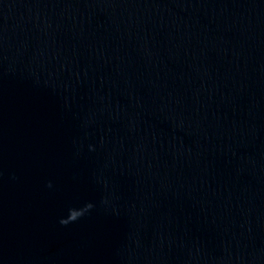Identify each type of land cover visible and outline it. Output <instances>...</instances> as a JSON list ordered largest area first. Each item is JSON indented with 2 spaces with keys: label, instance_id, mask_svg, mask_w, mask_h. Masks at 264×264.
<instances>
[{
  "label": "water",
  "instance_id": "obj_1",
  "mask_svg": "<svg viewBox=\"0 0 264 264\" xmlns=\"http://www.w3.org/2000/svg\"><path fill=\"white\" fill-rule=\"evenodd\" d=\"M0 264H264V0H0Z\"/></svg>",
  "mask_w": 264,
  "mask_h": 264
}]
</instances>
